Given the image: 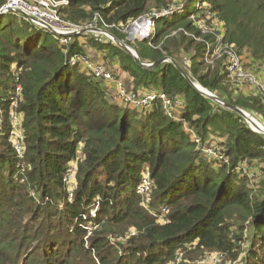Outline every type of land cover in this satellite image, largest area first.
I'll use <instances>...</instances> for the list:
<instances>
[{
  "label": "trees",
  "instance_id": "obj_1",
  "mask_svg": "<svg viewBox=\"0 0 264 264\" xmlns=\"http://www.w3.org/2000/svg\"><path fill=\"white\" fill-rule=\"evenodd\" d=\"M66 1L64 20L106 28L120 40L131 22L171 7L170 0ZM201 8L224 24V41L235 51L264 62V0H183L172 20L158 18L151 38L132 46L144 63L173 57L193 82L264 122L258 93L234 96L225 58L207 63L216 38L189 18ZM4 16L0 264H187L205 252L264 264V179L252 186L242 168L256 165L264 174L263 134L201 94L170 62L144 68L103 36L79 33L61 43L23 15ZM87 43L104 60L117 58L136 90L164 93L182 105L169 114L160 100L144 108L113 102L81 61H73L89 56ZM182 51L192 53L189 66L179 58ZM12 111L22 120L23 157L11 138ZM212 138L228 161L204 153ZM72 162L78 184L70 196ZM146 170L147 198L137 191Z\"/></svg>",
  "mask_w": 264,
  "mask_h": 264
},
{
  "label": "built area",
  "instance_id": "obj_2",
  "mask_svg": "<svg viewBox=\"0 0 264 264\" xmlns=\"http://www.w3.org/2000/svg\"><path fill=\"white\" fill-rule=\"evenodd\" d=\"M67 3L68 2L66 0H5V3L2 6H0V10H5V9L23 10L27 14L33 16L37 21V23H39L40 27L57 35L61 43H67L70 40L71 36L79 34L80 30L83 28V26H76L62 19L60 15V10L61 7ZM164 10L171 11V8ZM159 15H160L159 13L151 14L149 15V17L142 16L139 19L135 20L134 27L136 26V29L132 31L131 36L139 41L150 39L155 29L156 19ZM29 20L35 23L31 19ZM194 21L195 24L200 28L199 26L200 24L197 23L195 19ZM218 23L220 24L221 27V28L219 27L218 30V32H221L220 34H217L218 32L215 33L214 30H212L211 26L205 28L201 26L202 32L206 33V31H209L210 34H214L215 38L217 35L216 38L217 45L218 44L219 46L224 44L226 45L225 46L226 56H225L224 64L226 71L228 72L229 77L231 78L233 83L242 88L250 87L260 95L264 103V65L258 66L256 69L246 68V62L244 61L243 57L237 51L234 50L233 46L227 44L224 41V37H225V28L223 27L224 24L222 22H218ZM215 47H213L212 44H209L208 51L213 50L212 52L213 54ZM77 59L81 61V63H83L82 65L84 69L89 70L97 78L106 79L110 81H113V79L115 78L114 72L111 69L107 68L104 65V63L91 60L88 57H78V58L74 57L73 61L76 62ZM114 84L117 89L120 102L126 105H130L132 107H136V108L149 107L157 100H160L162 102L163 108L169 114H173L182 105V101L180 99L168 97L164 93H157L155 91L142 93L134 89H128L121 80H118L116 78L114 80ZM20 91H21V86L18 85L17 87L18 95L20 94ZM13 114L14 116L12 117ZM12 115L10 117L11 121L13 119L14 124L17 125L19 122L20 115L17 112L12 113ZM194 137L196 138L197 141H199V138H197L196 136ZM23 139L22 141H20L19 139L17 140L12 139L15 145V149L20 156H23V151H22ZM220 149L221 148L217 145L215 146L209 145L204 147L203 151L209 158H216V159L228 161L227 157L221 152ZM151 188H152L151 173L150 171L146 170L143 172V179L141 180L138 186V192L140 194H143L151 190ZM166 212H167V208L163 207L162 213L165 214ZM211 257H212L211 264H218L219 262L226 259L224 253L221 252L213 253ZM229 264H242V263L240 261H233V262L231 261L229 262Z\"/></svg>",
  "mask_w": 264,
  "mask_h": 264
},
{
  "label": "rangeland",
  "instance_id": "obj_3",
  "mask_svg": "<svg viewBox=\"0 0 264 264\" xmlns=\"http://www.w3.org/2000/svg\"><path fill=\"white\" fill-rule=\"evenodd\" d=\"M182 1L183 0H170V6L171 7H169V8H171V11H165V10L158 11L157 9H152L146 15H144V17H149V15H151V14L159 13L160 15L157 17V19L158 18H161V17H166L169 20H172L175 12H177L179 10ZM204 6H205V4H204ZM194 7H195V4H192L191 5V9L193 10ZM182 13H183V11H180L178 14H182ZM7 18H8V16L0 17V21H5V20H7ZM189 18L192 19V20L195 19L196 22L200 24L199 25L200 28H201V26L203 28L208 27V26H211L212 27V30H214L215 33H217L218 30H219L220 24L218 23L219 22L218 19L211 18V15L205 13V11H203L202 8L199 9V11L197 13H195V12L193 13L192 12L189 15ZM64 21H66V20H64ZM66 22H68V21H66ZM134 25H135V22L133 21V22H131L126 27L125 30H123L126 33L127 38H125V40H122V41L126 42L130 47H132L135 50V48L132 45L135 44L139 40H137V39H135L134 37L131 36L132 31H134L135 28H136V26L134 27ZM155 25H156V23H155ZM85 27H95V28H99V29L106 30L109 33H112L110 30H108L106 28L98 27L97 25H93V24L83 26V28H85ZM46 31H47L46 29H43V34ZM154 31H155V29H154ZM85 33H91V34L96 35L97 37L103 36V38L105 40L107 38L105 35H102V34H100L99 32H96V31H89V32H85ZM176 33H177V31H174L172 33V36L176 35ZM220 33L221 32H218L217 34H220ZM203 34L208 35V34H210V32L209 31H206V33H203ZM52 35H54L55 38L59 39L57 35H55L53 33H52ZM188 35L191 36V37H193L189 33H188ZM213 36H214V34H213ZM216 38H217V35H216ZM200 40L201 39H199L198 42ZM110 43H115V42H110ZM225 46H226L225 44L224 45H220V46L218 44L215 47L214 53L211 55L210 59L209 58L208 59L206 58L207 63H211V60H213V59H222V58H225V56H226V54H225ZM86 48H87V50L89 52V55H90L88 57H91V58L93 57L92 58L93 60H98V61H101V63H104V65L107 68L111 69L114 72L116 79L121 80L126 85V87L128 89H134V90H136L134 88V84L135 83H133L132 78L127 73H125V72L122 71V69L120 67V64L117 62V60H118L117 58L116 59H113V60L111 58L109 60H104L103 59V54H102L103 52L102 51H97L95 45L92 46V45H90V44L87 43L86 44ZM93 54H94V56H92ZM191 54H192L191 51H188V52L182 51L181 52L179 58L183 61V63H184L185 66H189L191 64V60H190ZM242 56H244V58H245L244 60L246 62V68L256 69L258 66L264 65V62H262V61H254V60H252L247 52H242ZM174 60H176V59H174ZM93 76L95 78H97L94 74H93ZM115 78L113 79V81L106 80V79H100V78H97V80H99V82H101L103 88L106 89L107 94L111 98V100L113 102L119 103L120 102V99L118 97L117 89H116L115 84H114ZM153 89L156 90L157 88L153 87ZM232 90H233L234 96H239L240 94H243V93H245V94L255 93V91L253 89H251L250 87L242 88V87H239V86L235 85L234 83L232 84ZM136 91H140L142 93H146V92L153 91V90H150V89H145V90L138 89ZM215 95H217L218 97H220L219 93H217ZM223 100L226 101L225 99H223ZM242 109L245 110L246 112L250 113L258 121H260L262 124H264V122L262 121V116L260 114L255 113V112H249L248 110H246L244 108H242ZM14 112L15 111H12L11 112V115ZM11 115H10V117H11ZM13 116H14V114L12 115V117ZM12 121H13V119H12ZM12 121H11V123H12ZM13 124H14V121H13L12 125ZM17 125H15V124L13 125L12 131H11V137L14 140L19 139L20 141H22V139H23V131H22V120H21L20 117H19V122H18ZM216 140H217L216 138H212V140H210L207 143V146H209V145L210 146H215L216 143H217ZM81 147L82 146H80V149L78 151V153L80 154V156H81ZM24 149L25 148L23 147V149H22L23 152H24ZM18 155H19V153H18ZM23 155H24V153H23ZM20 157H23V156H20ZM242 168L244 169V172H247V173L249 172V175H250V177H249L250 178V184L252 186L257 187L258 185H260V183L264 179V174L261 173L262 171L259 168V166L250 165L248 163H244L242 165ZM77 174H78L77 162H72L70 164V168H69V171H68V176L66 177L67 187H68V190H69V193H70L69 195L70 196H72V193L75 190L76 185L78 184V182H77V180H78ZM137 191H138V188H137ZM151 191H152V189L149 190V191H147L146 193H143L144 196L147 198L150 195ZM212 254H213V252L212 253L211 252H205V253H201V254H196V259H194V260H187L186 263L187 264H211V260H212L211 255ZM231 261L233 262V260H231L230 258H226L225 260L219 262L218 264H229V262H231Z\"/></svg>",
  "mask_w": 264,
  "mask_h": 264
},
{
  "label": "water",
  "instance_id": "obj_4",
  "mask_svg": "<svg viewBox=\"0 0 264 264\" xmlns=\"http://www.w3.org/2000/svg\"><path fill=\"white\" fill-rule=\"evenodd\" d=\"M6 12L7 13L14 12V13H17L19 15H23V16H25V17L33 20L38 26H40L39 23H37V21L35 20V18L33 16L27 14L23 10H20V9H14V10L13 9H5V10H0V15L1 14H4ZM89 31H96V32L101 33L102 35H105L109 39V42H115L122 49H124L128 54H130L144 68L152 69V68L157 67L158 65H160L163 62H170V63H172L183 74V76L191 83V85L195 89H197L201 94H203L206 97L211 98L212 100H214L215 102H217L221 106L226 107V108H229V109L237 112L238 114H240L245 119V121L247 122V124L250 126V128L253 131H255L257 133H261V134L264 135V131L263 130H260V129H258V128L254 127L252 125V122H251V119H250V115L248 113H245L242 110V107H240L238 105H232V104L224 101L221 97H218L217 95H215L214 93H212L208 89L204 88L200 84H197V83L193 82L192 79L185 72V70L183 69V67L176 60H174L172 57L166 56V57H164V58H162V59H160V60H158L157 62H154V63H144L139 58V55L136 52V50H134L132 47H130L126 42H124V41L120 40L119 38H117L114 34L107 32L106 30L99 29V28H95V27H85V28H82L79 33H85V32H89Z\"/></svg>",
  "mask_w": 264,
  "mask_h": 264
},
{
  "label": "bare ground",
  "instance_id": "obj_5",
  "mask_svg": "<svg viewBox=\"0 0 264 264\" xmlns=\"http://www.w3.org/2000/svg\"><path fill=\"white\" fill-rule=\"evenodd\" d=\"M136 29V28H135ZM243 110V109H242ZM245 113H248L246 112L245 110H243ZM250 115V119H251V122H252V125L260 130H263L264 131V124H262L260 121H258L255 117H253L250 113H248Z\"/></svg>",
  "mask_w": 264,
  "mask_h": 264
},
{
  "label": "crops",
  "instance_id": "obj_6",
  "mask_svg": "<svg viewBox=\"0 0 264 264\" xmlns=\"http://www.w3.org/2000/svg\"><path fill=\"white\" fill-rule=\"evenodd\" d=\"M89 56H90V55H89ZM92 56H94V54H93ZM90 58H91V57H90ZM92 58H93V57H92ZM92 58H91V59H92ZM92 60H93V59H92ZM119 73H120V72H119Z\"/></svg>",
  "mask_w": 264,
  "mask_h": 264
}]
</instances>
